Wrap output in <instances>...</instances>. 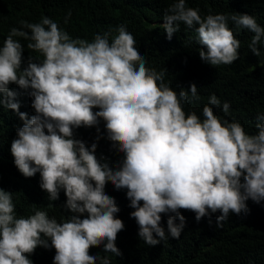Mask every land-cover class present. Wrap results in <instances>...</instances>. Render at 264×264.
Here are the masks:
<instances>
[{
    "label": "clouds",
    "instance_id": "obj_1",
    "mask_svg": "<svg viewBox=\"0 0 264 264\" xmlns=\"http://www.w3.org/2000/svg\"><path fill=\"white\" fill-rule=\"evenodd\" d=\"M229 21L253 33L248 48L260 56L264 27L248 14L201 16L186 0H174L164 10L161 28L170 40L180 24L195 25L198 57L215 67L238 59L240 42ZM25 47L41 59L22 60ZM145 65L123 23L91 41L71 38L48 17L21 20L8 30L0 44V106L21 121L9 146L12 163L25 178L39 175L38 187L49 202L63 192L62 208L69 215L58 221L36 207L18 215L13 194L0 189V264H32L29 257L37 247L54 250L52 264H112L111 257L121 255L115 240L124 225L104 190L108 182L125 190L138 239L150 247L179 238L185 228L181 209L197 221L218 212L220 227L230 213H246L247 201L264 202V113H257L251 134L239 121L214 114L218 105L229 111V103L221 105L214 94L201 116L186 114L183 105L200 99L196 86L174 91L163 82V70ZM10 85L26 91L32 115L19 111ZM101 120L122 153L111 165L97 157L96 138L89 143L73 134ZM90 246L106 254L90 253Z\"/></svg>",
    "mask_w": 264,
    "mask_h": 264
},
{
    "label": "trees",
    "instance_id": "obj_2",
    "mask_svg": "<svg viewBox=\"0 0 264 264\" xmlns=\"http://www.w3.org/2000/svg\"><path fill=\"white\" fill-rule=\"evenodd\" d=\"M174 0H0V44L12 27H19L20 21L38 22L42 17L55 21L59 28L68 32L71 38L91 41L96 33L114 30L125 24L135 39L136 46L145 56L146 67L157 72L164 71L163 82L174 91H187L189 84L197 88L199 100L185 103L183 110L201 116V109L209 95H215L220 104L229 103L225 114L218 105L213 112L229 122L235 120L248 133L255 131L257 113H264V46L258 45L260 56H254L248 48L253 33L237 29L232 22L228 27L234 38L240 42L238 59L229 65L209 66L197 54L200 47L195 42V25L179 30L170 40L165 39L162 24L164 10ZM186 6L199 8L200 15L248 14L264 27V0H186ZM67 22L65 23V16ZM26 45V41L21 40ZM32 56L41 57L25 47L22 60ZM23 66V65H22ZM17 93L19 111L33 114L31 99L26 91L15 85L9 86ZM21 126L16 114L0 106V189L13 194L18 215H28L32 208H40L59 221L69 215L63 210V192L59 199L49 202L46 193L38 187L39 175L25 178L18 173L9 153L16 128ZM99 129V134L97 131ZM74 137L91 142L96 138L94 149L98 158L108 159L110 165L118 161L122 153L116 150L115 142L108 139L101 120L97 127H80L74 130ZM105 192L114 198L119 211L116 214L123 222V230L117 233L115 246L118 257H111L112 264H264V202L247 201L248 211L239 215L229 214L220 227H216L215 213L208 218L194 219V213L181 209L185 217V228L178 239L168 238L156 246H147L138 239V227L129 213L125 190H114L110 182ZM52 206L49 207L48 205ZM86 214V213H85ZM166 217L161 224L166 227ZM90 253H106L100 246H90ZM54 250L37 247L30 255L32 264H52Z\"/></svg>",
    "mask_w": 264,
    "mask_h": 264
}]
</instances>
